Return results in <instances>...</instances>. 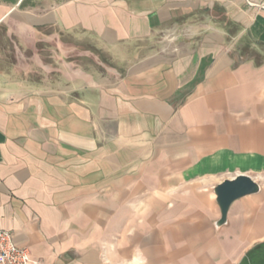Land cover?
Returning <instances> with one entry per match:
<instances>
[{"label":"crops","instance_id":"crops-1","mask_svg":"<svg viewBox=\"0 0 264 264\" xmlns=\"http://www.w3.org/2000/svg\"><path fill=\"white\" fill-rule=\"evenodd\" d=\"M259 1L0 2V227L38 264H239L264 240L261 187L221 225L214 187L264 179V60L237 59L264 43ZM171 30L177 52L159 39ZM64 33L118 70L16 79L17 43L63 48Z\"/></svg>","mask_w":264,"mask_h":264},{"label":"rangeland","instance_id":"rangeland-1","mask_svg":"<svg viewBox=\"0 0 264 264\" xmlns=\"http://www.w3.org/2000/svg\"><path fill=\"white\" fill-rule=\"evenodd\" d=\"M0 2L16 4L17 9H23L27 6H32L39 4V0H0ZM256 4H264V0L257 2ZM259 7V6H258ZM227 30L229 36L234 35L237 32V27H233L228 24ZM43 34H54L51 29L41 30ZM3 30H1V34ZM40 35V34H39ZM61 35V40L63 41V48H58L54 41L49 40L48 42L37 41L35 48L29 49L25 48L23 45L17 43L16 49V66H17V80H24L27 77H31L32 80L36 82H48L50 87H56L57 80L58 85L61 83L65 84L66 78L62 75L59 68L64 67V69L79 68L85 72H99L108 73L107 69L116 68V61L111 58V56L99 48V45L95 43L91 38H79V35L64 33ZM179 38L178 33L174 30L163 31L159 37L160 41L163 43V50L177 52L178 46L176 41ZM6 50V45H5ZM239 61L243 58H252L256 62L264 60V43H250L248 41L242 42L239 48ZM10 47V56H11ZM26 57V58H24ZM31 66L32 71L24 77V69ZM63 76V77H62ZM60 83V84H59ZM260 191L255 194V196H261V201H264V179L260 182ZM255 204V212L253 215L258 216L260 211H262L263 204L257 201ZM239 264H264V240L259 241L252 245L239 260Z\"/></svg>","mask_w":264,"mask_h":264},{"label":"water","instance_id":"water-1","mask_svg":"<svg viewBox=\"0 0 264 264\" xmlns=\"http://www.w3.org/2000/svg\"><path fill=\"white\" fill-rule=\"evenodd\" d=\"M259 184L248 174L239 173L225 178L214 187L215 199L220 208V218L216 224L226 222L230 204L240 197L259 191Z\"/></svg>","mask_w":264,"mask_h":264},{"label":"built area","instance_id":"built-area-1","mask_svg":"<svg viewBox=\"0 0 264 264\" xmlns=\"http://www.w3.org/2000/svg\"><path fill=\"white\" fill-rule=\"evenodd\" d=\"M264 8V4H257ZM26 246L15 243L11 231L0 227V264H38Z\"/></svg>","mask_w":264,"mask_h":264}]
</instances>
